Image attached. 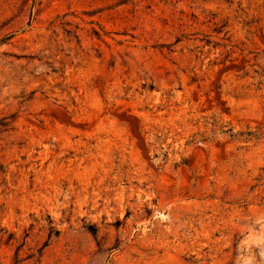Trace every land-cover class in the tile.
<instances>
[{"label": "rangeland", "instance_id": "obj_1", "mask_svg": "<svg viewBox=\"0 0 264 264\" xmlns=\"http://www.w3.org/2000/svg\"><path fill=\"white\" fill-rule=\"evenodd\" d=\"M0 264H264V0H0Z\"/></svg>", "mask_w": 264, "mask_h": 264}]
</instances>
